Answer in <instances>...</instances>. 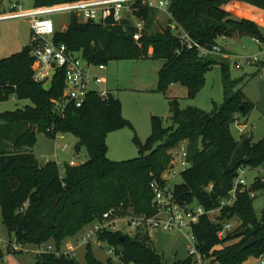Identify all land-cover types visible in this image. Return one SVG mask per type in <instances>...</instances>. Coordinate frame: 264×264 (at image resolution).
I'll return each instance as SVG.
<instances>
[{
  "label": "trees",
  "instance_id": "trees-1",
  "mask_svg": "<svg viewBox=\"0 0 264 264\" xmlns=\"http://www.w3.org/2000/svg\"><path fill=\"white\" fill-rule=\"evenodd\" d=\"M68 1L76 0H35V7ZM229 1L172 0L169 21H175L208 48L220 45L221 40L234 33L263 36V29L255 22L235 18L225 8ZM238 1L264 9V0ZM156 12L145 6L134 10L136 17L146 21L145 33L139 40L134 39L137 29L129 19L101 24L79 21L76 15H72L64 30L53 36L56 43L66 44L70 50H82L84 58L94 64L147 57L161 60L158 89L165 93L170 86L180 84L187 88L191 98L205 85L206 73L212 66L222 67L224 103L209 112L197 107L181 108L177 98H169L172 124L165 127L162 117L153 116V132L147 142L135 138L140 156L134 160L117 162L108 157L107 135L128 124L118 96L103 98L90 92L82 106L69 105L64 115H58L53 100L63 94L65 72L57 71L50 89L36 81L32 40L20 52L0 57V102L11 97L29 101L22 108L0 112L2 223L18 243L42 245L53 240L59 250L67 237L103 220L104 214L112 209L116 213L132 210L135 215H155L151 182L162 181L172 161L170 150L186 142L191 166L182 171L183 182L173 188L180 204L195 200L208 211L216 209L234 188L241 169L263 171L253 184L238 187L235 203L221 210L218 221L206 214L194 225L201 257L218 264H246L252 257L264 256V208L259 218L253 206L256 195L252 196L264 192V137L256 142L252 136L237 139L232 132L237 120L250 115L253 104L243 88H237L239 82L230 79L227 58L204 56L196 48L188 49L169 26L149 33ZM39 132L52 138L57 133L73 134L78 139V153L84 147L88 159L76 166L65 163L64 174L56 161L41 164L32 150ZM236 216L243 231L230 232L220 239L221 222ZM148 235L106 230L98 239L115 248L119 262L111 258L106 262L98 260L88 243L84 264H165L149 244ZM235 238L238 241L224 245ZM253 238L255 242L245 247ZM33 264L81 263L64 253L51 252L37 254ZM171 264L195 263L189 257Z\"/></svg>",
  "mask_w": 264,
  "mask_h": 264
},
{
  "label": "rangeland",
  "instance_id": "rangeland-1",
  "mask_svg": "<svg viewBox=\"0 0 264 264\" xmlns=\"http://www.w3.org/2000/svg\"><path fill=\"white\" fill-rule=\"evenodd\" d=\"M16 2L23 4L26 9H31L35 6V0H2L0 10H9L11 4ZM225 8L235 18L249 19L264 31V9L238 0L229 1ZM71 17L72 15L67 12H60L50 16L56 31L64 30L70 24ZM133 20H131L132 23ZM168 21L169 18L165 12L157 11L153 18L152 29L147 31L150 33L155 30H161L168 26ZM235 34L238 33H234L232 36L220 41L223 47L221 57L227 58L230 67V79L239 82L237 88H243L248 100L253 104V109L250 112L247 123L244 125V130L240 132L239 128L233 125L232 132L237 139H240L241 136H252L254 141L257 142L264 137V77H261L262 69L255 64H248L246 57L256 55L261 50L253 37L244 35L237 39L238 37ZM31 37L32 26L28 19H11L0 22V57L3 58L20 52L30 44ZM151 51L152 49H150ZM235 55L243 57L242 68H236ZM161 66V60L151 57L138 60L110 61L107 63L108 86L116 91L122 103L123 116L128 120V124L123 129L110 132L107 135L108 157L111 160L123 162L134 160L140 156L138 143L135 138L142 143L147 142L153 132V116L162 117L165 127L172 124L168 103L169 98H177L181 108L197 107L209 112L216 105L221 106L224 103V77L222 67L219 64H214L206 73L205 85L192 98L188 97L187 88L180 84L170 86L165 93L158 89L159 69ZM46 83L47 81L42 84L45 85ZM27 103H29L28 100H18L15 97H11L9 100L0 102V112L22 108ZM240 121L245 122L242 117ZM77 143L78 139L73 134H65L64 139L60 137L55 139L48 137L43 132H39L36 144L32 150L41 164L50 159L58 162L63 167L71 158H76L78 162L88 159L87 151L84 147L78 153L76 149ZM56 144H68L69 146L65 150H61L57 149ZM182 145L184 144L182 143ZM180 149L181 147H175L170 150L172 160H175L176 164H179V159L181 158ZM181 170L179 165L176 175L169 180L171 187L174 188L175 185L183 182ZM262 175L263 171L261 168H247L244 170L243 178L249 186L253 184L256 177ZM189 204H192V206L198 205L195 200ZM253 206L257 216L260 218L264 208V192H256ZM124 211L120 210L117 214V218L122 220L117 224V227L125 234L133 235L134 231L125 222V219L133 217L135 214L132 210ZM220 213L217 211L210 216L218 220ZM162 218H165V215ZM230 222L232 224V234L243 231L239 217H234ZM84 232L82 230L74 236L67 237L61 243L59 249L62 253L74 252L76 259L81 264L86 262L87 244L81 241ZM190 233L192 234L191 231ZM148 234L149 244L163 258L165 264H171L177 260H185L189 257L193 259L195 264H218L212 262V260L203 259L201 256L191 255L190 247H193L194 241L191 234L167 231L161 228L151 230ZM0 239L4 241L1 247L3 259L1 258L0 264H33L36 261V251L40 247L52 246L53 249L58 250L55 241L51 240L42 245L27 244L20 253H13L10 247L6 246V242L15 241V236L10 234L2 223L1 207ZM236 241H238L237 238L231 239L224 245ZM91 244L95 257L102 262H106L109 258V249L112 247L107 242L97 238ZM246 264H261V258L252 257Z\"/></svg>",
  "mask_w": 264,
  "mask_h": 264
},
{
  "label": "built area",
  "instance_id": "built-area-1",
  "mask_svg": "<svg viewBox=\"0 0 264 264\" xmlns=\"http://www.w3.org/2000/svg\"><path fill=\"white\" fill-rule=\"evenodd\" d=\"M172 0H76L63 3H57L48 6L33 7L31 9L24 8L23 4L16 2L12 3L9 10H0V22L11 19H28L32 26L33 46L31 54L34 56L33 77L38 82L53 81V78L58 70L65 72V86L61 97L53 100L54 111L58 115H64L69 105L80 107L86 101L90 92H97L101 97L108 98L116 96L115 91L107 87V65L104 63L94 64L88 62L84 56L83 51L70 50L66 44L56 43L53 40L56 32L53 20L50 18L52 14L67 12L71 15H76L79 21H93L96 23L107 24L108 21L112 23H121L125 19L133 20V25L136 27L134 39L139 40L142 32L145 29L146 21L143 18L136 17L134 10L139 9V6H145L154 9L155 11H163L169 19H172L170 12V4ZM168 26L172 31L179 36L183 44L188 49L196 48L201 55H222V45H215L212 48L201 45L195 41L185 30H183L175 21H168ZM226 39V38H224ZM255 43L259 46L260 52L256 55L247 56L248 64H255L262 70L261 77H264V35L253 36ZM236 68L243 67V57L235 55ZM244 123L239 120L236 125L239 131L244 130ZM64 139V133H57L55 139ZM182 143L184 145H182ZM178 147H181V158L179 164L172 160L168 170L162 175V181L153 180L151 187L154 193L153 207L156 209V214L152 216L135 215L125 219L126 223L130 225L133 234L149 233L151 230L161 228L167 231H175L181 233L191 234L194 238L193 247H190L192 256H201L197 247L196 239L193 232V227L200 220L201 216L209 215V217L218 221L211 214L225 207L232 206L237 198L238 187H245L247 183L243 178L244 169L240 170V174L236 179V183L230 194L220 201L218 208L213 210H206L203 206L192 204H180L174 197L173 187L169 185V180L176 175L177 168L180 165L182 171L191 166L188 160L187 143L182 142ZM186 144V145H185ZM182 145V146H181ZM69 145L56 144L57 149L65 150ZM50 159L46 160V162ZM85 162V161H83ZM82 161L78 162L76 158H71L67 164L71 166L80 165ZM58 163V162H57ZM64 174L65 169L58 163ZM212 185H210V188ZM256 193H252L255 196ZM114 209L104 214L103 220L95 221L91 225L84 228V234L81 241L88 244L94 239H98L100 233L109 230H120L117 224L122 220L117 218ZM165 215V218L162 216ZM222 228L219 230L218 236L224 239L232 231V224L230 220L222 221ZM91 226V227H90ZM4 241L0 239V247ZM12 252L23 251L26 246L15 241L6 242ZM55 252L60 255L62 252L53 249L52 246L40 247L36 253H51ZM67 256L76 258L74 252L64 253ZM113 254V255H110ZM109 258L115 262H119V257L116 254L115 248L109 249ZM198 264V263H197ZM261 264H264V256L261 257Z\"/></svg>",
  "mask_w": 264,
  "mask_h": 264
},
{
  "label": "water",
  "instance_id": "water-1",
  "mask_svg": "<svg viewBox=\"0 0 264 264\" xmlns=\"http://www.w3.org/2000/svg\"><path fill=\"white\" fill-rule=\"evenodd\" d=\"M51 85H52V82L51 81H49V82H47L45 85H44V88L45 89H49L50 87H51ZM36 130V127H34V131ZM125 239V236H122V240H124ZM255 242V239L253 238V239H251L246 245H245V247H249V246H251L253 243Z\"/></svg>",
  "mask_w": 264,
  "mask_h": 264
},
{
  "label": "crops",
  "instance_id": "crops-1",
  "mask_svg": "<svg viewBox=\"0 0 264 264\" xmlns=\"http://www.w3.org/2000/svg\"><path fill=\"white\" fill-rule=\"evenodd\" d=\"M2 3V0L0 1V4ZM235 36L236 37H238L237 39H239V38H241V36L242 35H238V34H235ZM152 53V51L150 52V54ZM107 71H108V67H107ZM107 71H106V76H107ZM107 87L109 88V86H108V78H107ZM109 89H111V88H109ZM112 90V89H111ZM114 91V90H113ZM115 93H116V91H115ZM116 96H117V94H116ZM249 117V116H248ZM248 117L245 119V118H242L244 121H245V123H247V119H248ZM242 121V120H241ZM11 255V254H10ZM13 255V254H12ZM3 259V258H2ZM2 259H0V260H2Z\"/></svg>",
  "mask_w": 264,
  "mask_h": 264
}]
</instances>
